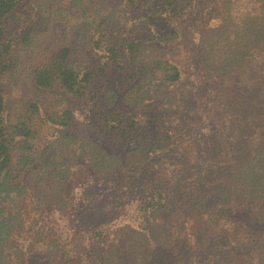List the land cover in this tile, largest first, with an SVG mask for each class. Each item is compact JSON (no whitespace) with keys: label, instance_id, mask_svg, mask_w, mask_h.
I'll return each instance as SVG.
<instances>
[{"label":"trees","instance_id":"obj_1","mask_svg":"<svg viewBox=\"0 0 264 264\" xmlns=\"http://www.w3.org/2000/svg\"><path fill=\"white\" fill-rule=\"evenodd\" d=\"M229 2L117 0L120 16L93 19L84 39L93 62L43 52L29 84L88 97L92 139L69 106L30 100L12 115L41 10L0 0V264H264V0L238 21ZM33 118L58 130V149L37 145ZM82 139L85 162L68 147ZM73 176L90 193L69 205ZM35 177L51 191L31 203L46 222L33 249L20 238L21 215L38 220ZM54 200L76 216L72 239L52 234Z\"/></svg>","mask_w":264,"mask_h":264},{"label":"rangeland","instance_id":"obj_2","mask_svg":"<svg viewBox=\"0 0 264 264\" xmlns=\"http://www.w3.org/2000/svg\"><path fill=\"white\" fill-rule=\"evenodd\" d=\"M33 1L35 2V5H37L38 9L41 10L40 18L36 21L35 33L32 37L36 43L29 47L33 49L28 50L29 48L27 47V49L21 53V65L19 68L17 84L14 85L10 94V110L12 111V115L21 111L24 105L30 100L37 102L39 105L42 104L48 110L61 105L69 106L76 121L80 123L77 125L78 129L86 130L88 136H94L92 130L86 129L88 121L87 118H91L88 106L89 104L87 102L88 97H85L87 99H75L62 89L50 91L36 89L29 84V72L35 65L36 61L41 58L43 52L54 49L59 45H68L71 47L77 61L83 63L84 61H86V63L87 61L93 62V56H89V58L87 57V54L90 51L87 47H84V39L87 36L88 30L94 24L92 23L93 19L104 16L109 12L113 16H120V7L117 4V0ZM253 6L252 0H230L228 4V15L234 21H238L239 17L252 9ZM149 108L143 109L148 116L152 115L151 111L148 110ZM40 111L42 112L41 109ZM145 121L149 124V131H151L152 118L147 117ZM33 127L35 129V142L39 147H41V145L48 144L51 146L52 150L58 149V145L62 143V140L60 139L58 130L55 127L49 126V124H40V119L38 118H33ZM76 132L77 131H74V133ZM91 138L94 139L95 136ZM89 145L90 143L88 140L82 139L80 142L71 143L68 147L69 149L74 150L75 157L78 156L79 158H83L84 155L88 153L87 151ZM57 160H59V158H57ZM83 160L85 162L84 158ZM48 187L49 184L46 185L44 179L35 177L29 186L31 199H27L25 201L26 204L29 205L31 203L38 202L37 204L39 205L40 203H48V193L51 191L48 190ZM71 187L68 191L66 203L71 205L75 204V201H88L87 199L89 198H85V196H89L90 193L88 191V187H85L82 183H74V176ZM36 196L40 197V199H37ZM54 203H56L55 200ZM61 204L63 203H56V205L51 206L53 208V212L49 213L45 218L51 223L53 235L56 233V235L59 234L61 237L72 239L76 231H74L72 226L68 224L67 220L70 219L73 223H75L74 221L76 216L64 214L62 210H60V212L57 211ZM31 206L33 215L38 220H33L31 218V213H29L31 216L29 214L26 216L21 215L23 218V224L26 225L25 227L32 224V230L24 232L20 240L24 245L32 242L33 249H35L37 247H43V242L40 244V242H38L39 239L34 235V233H37L39 224L46 225V222L44 219L41 222L39 220L42 217H39L40 214L38 208H41H37L32 204ZM100 217L101 216L97 215L96 219H99ZM86 218L87 220L90 218L89 214H86ZM44 237L41 236V238L46 241V237ZM24 250L27 251L26 249Z\"/></svg>","mask_w":264,"mask_h":264}]
</instances>
